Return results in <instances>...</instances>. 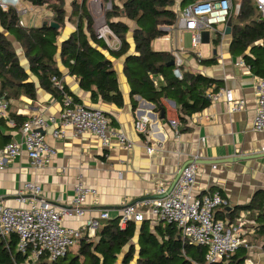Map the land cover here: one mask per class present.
<instances>
[{
    "label": "crops",
    "instance_id": "crops-1",
    "mask_svg": "<svg viewBox=\"0 0 264 264\" xmlns=\"http://www.w3.org/2000/svg\"><path fill=\"white\" fill-rule=\"evenodd\" d=\"M182 8L181 1H177L173 10L178 14ZM50 15L39 19V25H36L37 19L33 17L31 25L23 26H42L44 22L51 21ZM123 22L130 29L133 28L132 23ZM75 28L74 19L67 21L64 28L59 30V40L64 41ZM221 30L202 32L196 46L192 45L191 33L172 30L151 43L155 52L178 53L182 59V72L200 74L214 82L207 91L211 101L209 107L185 118L184 124L178 121L179 112L174 101L162 99L164 116L161 118L162 111H156L153 104L139 96L131 97L130 85L123 73V58L111 59L122 95L121 107L106 103L100 97L94 99L91 92L83 91L79 80L70 76L58 63L62 84L78 104L102 111L110 120V128L123 133L132 143V149L124 150L114 139L107 147H103L94 136L77 135L72 130H66L62 138H53V127H49L43 134L56 151L51 164L40 169L34 168L22 151L0 171V201L9 207L27 208L30 196H20L19 193L26 183H32L39 185L42 192L31 202H46L58 208H69L74 187L81 182L94 189L96 196L86 199L83 217L63 222L66 228L80 230L88 220L99 219L102 211L108 212V220L120 218L123 207L153 196L160 185L171 187L180 170L194 163L195 195L219 192L226 202V205L215 211V219L230 224L237 215L243 213L247 215L246 229L254 227V222L248 219L249 212L240 208L249 205L257 193L264 191V133H256L252 128L257 107L258 78L250 69H246L245 55L232 56L231 36L222 35ZM185 33L190 34L187 47L184 46ZM7 37L20 66L29 73V64L22 48L13 37ZM126 40L131 47L130 52H133L132 32L127 34ZM109 47L118 49L119 41L112 38ZM201 61L212 63L202 64ZM154 79L157 83L162 82L160 77ZM29 81L35 85L36 100L21 97L19 102L11 103L12 115L27 118L34 115L57 117L62 105L40 88L35 77L29 75ZM220 89H228L236 99L244 100V111L229 114L223 101H213L212 95ZM142 119L147 121L145 135L135 131V124ZM174 120L178 122L176 129L170 125V121ZM0 133L8 137L9 142L18 141L21 137L19 129H11L6 125L0 127ZM147 149H153V153L148 154ZM18 197H21L22 203L17 202ZM226 208H231L232 212L227 213ZM229 217L234 218L232 222H228ZM144 221H148L151 228L158 224L148 214ZM104 222H100V225ZM253 236L249 234L248 240ZM247 255L255 264H263L264 239L253 243Z\"/></svg>",
    "mask_w": 264,
    "mask_h": 264
},
{
    "label": "trees",
    "instance_id": "trees-1",
    "mask_svg": "<svg viewBox=\"0 0 264 264\" xmlns=\"http://www.w3.org/2000/svg\"><path fill=\"white\" fill-rule=\"evenodd\" d=\"M21 1L49 12L50 22L58 25L60 31L67 21L73 19L76 28L69 37L60 41L59 30L48 25L22 27L14 10L3 12L0 9V99L7 101L10 107L21 97L36 100L35 85L29 81V75L35 77L40 88L60 104L65 96L78 104L65 86L60 90L52 82L53 78L62 79L58 63L70 76L77 78L80 88L91 92L94 99L100 97L106 103L121 107L122 95L111 61L121 58L124 60L123 73L130 85L131 97H141L153 104L156 111L164 109L163 98L170 99L175 102L179 112L178 121L184 124L185 118L209 107L211 101L207 91L214 82L200 74L182 71V78L177 79L173 75V67H167L173 61L172 54L155 52L151 48L154 40L165 36L170 32L168 29L174 26L177 14L173 8L177 1L186 7L206 0H110L111 10L105 13V21L119 41L118 49H111L103 40L96 38L87 11V0H73L69 15L65 10V0ZM104 1L107 3L109 0ZM231 2L233 9L239 5V10L237 14L233 10L228 18L231 28L230 53L232 56L245 55L244 62L251 73L264 79V20L260 19L253 0ZM123 20L132 23L133 28L130 29ZM129 32H132L133 52H130L131 47L126 40ZM7 35L13 37L22 48L29 64V73L20 66ZM155 77H160L162 82H155ZM12 119L16 124L15 129H19L28 118L13 115ZM4 126V121L0 119V127ZM9 141L0 133V148ZM240 210L248 211V219L255 224L254 236L249 240L252 246L264 239V191L257 193L251 203ZM233 219L229 217L228 222ZM16 245L15 236L9 239L0 237V264L23 262V256L16 252ZM205 255V248L188 243L172 224L158 223L151 228L148 221L139 225L128 221L124 228H120L119 218H116L104 222L93 240H81L76 251H69L53 264H206ZM247 259V251L239 249L215 264H244Z\"/></svg>",
    "mask_w": 264,
    "mask_h": 264
},
{
    "label": "built area",
    "instance_id": "built-area-1",
    "mask_svg": "<svg viewBox=\"0 0 264 264\" xmlns=\"http://www.w3.org/2000/svg\"><path fill=\"white\" fill-rule=\"evenodd\" d=\"M253 1L256 3L260 19L264 20V0ZM20 3L21 0H0V9L3 12L14 10L19 16V25L24 27L20 17L33 12L34 6L30 5L26 9L17 11ZM88 4L96 38L103 40L109 46L110 40L116 39L105 21V13L111 10V1L104 3V0H90ZM233 10L237 14L239 5L233 9L231 0H206L188 5L177 14L171 30L191 33L192 45L196 46L202 32H215L217 27L221 26L220 33L223 35ZM172 56L173 75L181 79L182 59L178 53H173ZM246 69L249 67L246 66ZM52 82L58 89H62L61 80L53 78ZM211 98L215 102L223 101L229 114L239 113L245 109V101L236 99L228 89H220ZM256 101L252 128L256 133H264V79H257ZM61 105V112L57 117L34 115L20 126V139L0 148V171H3L22 151L26 153L32 167L40 169L49 166L56 155L55 149L47 143L43 134L49 127H53V138H62L66 130H72L77 135L94 136L103 147H107L114 139L124 150L132 149V143L123 133L110 128V120L102 111L75 104L68 96L64 97ZM12 116L9 103L0 99V119L7 127L14 129L16 124ZM146 125V119L138 121L135 124V131L141 135L147 134ZM170 125L176 129L178 122L170 121ZM147 152L152 154L153 149H147ZM195 180L196 165L190 163L184 167L173 186L160 185L153 192V196L140 203L123 207L120 212L119 227L124 228L128 221L140 224L146 219L147 214L156 223L172 224L188 243L206 249V264H215L224 258H229L239 249L246 251L252 249L247 236L254 234V229L253 227L250 230L246 229L247 215L239 214L230 224L216 220L215 211L226 205V202L219 192L196 196ZM41 192L39 185L26 183L19 195H29L31 201H34ZM95 196L94 189L78 182L74 187L69 208H58L46 202L31 201L27 208H14L0 201V237L17 238L16 252L24 258L19 264L45 262L53 264L64 258L71 248L77 247L81 240H93L101 226L100 222L109 219L108 212L102 211L99 219L88 220L83 229L74 230L63 225L65 220L83 217L86 199ZM22 201L21 197L17 198V202L22 203ZM244 264L255 263L247 259Z\"/></svg>",
    "mask_w": 264,
    "mask_h": 264
},
{
    "label": "rangeland",
    "instance_id": "rangeland-1",
    "mask_svg": "<svg viewBox=\"0 0 264 264\" xmlns=\"http://www.w3.org/2000/svg\"><path fill=\"white\" fill-rule=\"evenodd\" d=\"M79 1H81V0H79ZM89 1L90 0H87V11H88V8H89ZM72 2H73V0H65V10H66V13H67V15H69V12H70V6L72 5ZM104 3H105V1H104ZM31 4L30 3H27V2H22L21 1V3H20V5H19V7H18V9H17V11H21V10H23V9H26V8H28L29 6H30ZM34 9V11L33 12H31L30 14H27V15H22L21 17H20V21L23 23V25L24 26H29V25H31V21L34 19L33 17H36L35 19H37L36 21V25H39L40 24V21H38L39 19H41V18H43V17H45L46 15L48 16V15H50V13L49 12H47L45 9H43V8H37V7H34L33 8ZM89 13V12H88ZM51 16V15H50ZM93 19H95L94 17H92ZM92 23H93V21H92ZM217 29H222V27L220 26V27H217ZM183 39H185L184 40V46L185 47H187V46H189V39H190V34H188V33H185L184 34V36H183ZM77 250V247H73V248H71V251L72 252H74V251H76Z\"/></svg>",
    "mask_w": 264,
    "mask_h": 264
},
{
    "label": "water",
    "instance_id": "water-1",
    "mask_svg": "<svg viewBox=\"0 0 264 264\" xmlns=\"http://www.w3.org/2000/svg\"><path fill=\"white\" fill-rule=\"evenodd\" d=\"M45 25H48V26H50V27L53 28V29L59 30V26L56 25V24H54L53 22H50V23L44 22V23L42 24V26H45ZM230 30H231V28H230V20L228 19V21H227V23H226V26H225V29H224V35H226V36H230ZM167 67H174V61H171V62L167 65ZM163 114H164V111H162V113H161V116H160L161 118H163V116H164ZM185 166H186V165H185ZM185 166H184V167H185ZM184 167H183V168L180 170V172L178 173V175H177L175 181L173 182L172 186L176 183V181H177L178 177L180 176L181 172L183 171ZM234 211H235V210H234ZM226 212H227V213H231V212H232V209H231V208H226Z\"/></svg>",
    "mask_w": 264,
    "mask_h": 264
}]
</instances>
